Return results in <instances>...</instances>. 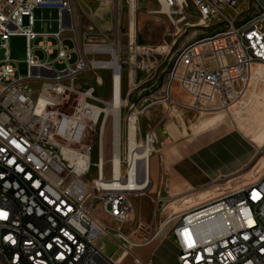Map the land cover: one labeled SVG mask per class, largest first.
I'll list each match as a JSON object with an SVG mask.
<instances>
[{"label":"built area","instance_id":"obj_1","mask_svg":"<svg viewBox=\"0 0 264 264\" xmlns=\"http://www.w3.org/2000/svg\"><path fill=\"white\" fill-rule=\"evenodd\" d=\"M20 2L24 0H0V106L4 107L0 115V264H122L120 257H131L139 264L134 249L140 243L126 232L133 213L131 198L139 195L143 179V169L127 170L131 118L119 136L120 146L124 140L127 151L121 174L134 171L136 182L132 186L130 182L115 184L114 168L108 178L102 157L95 166L97 178L92 183L85 181L92 168L91 150L83 140L92 123L87 98L93 89L81 86L80 81L88 70H102L105 60L91 62L83 48L81 4L76 0H31L33 10L26 12L24 22L14 24V7ZM254 2L259 9L254 18L239 25L230 21L226 32L182 47L175 55L168 79L177 78L181 93L200 84L216 90L215 100L201 101L199 97L196 106H188L189 111L229 110L240 101L253 68L264 67V0ZM196 5H204L201 17L206 23L220 15L229 20L225 12L236 11L239 0H196ZM36 10L57 13L56 32H36L37 25H44L36 24ZM27 32H36V40L44 41L32 46ZM65 33L74 42L72 50L65 44ZM12 37H23L28 43L25 75L11 59L8 43ZM48 38L57 44H50ZM199 45H207V52H199ZM56 47H64V54H57L53 61L35 55V50H41L51 56ZM232 50H241L237 63L229 62ZM73 53L90 61V69L71 64ZM218 57H227L223 71L200 69V60ZM173 89L168 88V93ZM66 98H74L75 109L64 110ZM43 99L59 100L58 114L43 112ZM174 118L183 120L182 115ZM134 131L138 142L137 125ZM158 144L153 129L137 149L151 146L152 157ZM256 159L264 160V146L256 149L254 162ZM109 189L123 193L124 208H114ZM163 203L158 199V204ZM97 207L109 223L95 215ZM168 238L178 250L179 264H264V174L246 187L184 213ZM105 241L113 245L112 254Z\"/></svg>","mask_w":264,"mask_h":264},{"label":"rangeland","instance_id":"obj_2","mask_svg":"<svg viewBox=\"0 0 264 264\" xmlns=\"http://www.w3.org/2000/svg\"><path fill=\"white\" fill-rule=\"evenodd\" d=\"M76 2L81 4L83 48L87 50L112 49L116 52L121 64L122 102L124 103L120 110L121 130L124 133L129 118L133 117L137 121L138 144L143 142L147 132L156 129L158 133L159 144L152 157V147H148L150 149L149 165L153 158L158 156V151L164 147L165 142L162 140V135L166 122L175 119L173 117H180L183 109L188 110V106H196V99L199 97L201 101H213L216 98V90H208V84H200V87H196L195 90H185L182 96L177 91L168 93V88L177 86V78L168 79V74L175 55H178V50L191 43L226 32L230 27V21L239 25L251 20L259 12L254 0H239V7L236 11L225 12L226 16L230 17L229 20L220 15L211 17V21L202 23L203 17L192 3H189L187 7L181 5L182 8L178 4L179 7L166 12L157 0H76ZM34 14L36 24H44L42 30L38 25L36 31L49 32V25L56 29L58 24L56 12L36 10ZM40 19H45L47 22L43 23L44 21ZM262 28L264 30V23ZM40 40L42 39L38 38L32 42V46H37ZM53 42L56 41L53 40ZM65 43L71 50L75 46L71 39L65 40ZM8 48L11 59L18 62L15 66L19 68L22 75H25L24 60L27 51L25 38H10ZM92 50L88 55L91 62L93 60L110 62L113 59L110 53L107 56H101ZM58 52L47 57L41 50H35V55L39 60L53 61ZM77 56L73 53L70 63H76V67L80 68V57ZM219 58L218 62L216 58L215 60L211 58V71L208 73L223 71V67L227 65V57ZM239 60H241V50H232L229 62L237 63ZM55 67L60 69L58 65ZM200 69L205 70L202 68V63H200ZM112 75L113 72L106 69L88 70L80 81L81 86L86 84L88 90L93 89L92 96L87 98V104L97 108H106V103L112 98ZM172 95L176 101L183 99L184 107H175ZM187 95L188 97L185 98ZM44 100L52 108L59 109V100ZM74 107L75 100L72 98L69 104L64 105V110L74 109ZM175 108H180V112L174 114ZM188 117L193 124L204 122L194 127L195 133L220 123H225L226 127L223 131L239 130L251 142L255 153L257 148L264 146V67L255 66L253 68L251 79L240 101L229 110L206 114L190 112ZM206 119L207 122H205ZM115 125V117L108 114L105 119L104 117L100 119L95 129L90 127L86 132L83 143L90 147L92 164L91 172L85 179L87 183H92L97 178L95 166L101 157L105 163L107 177H110L111 167H113ZM120 154H122L121 160H124L127 155L124 140L120 146ZM263 168L264 160L257 161L256 159L244 171L245 181L243 183L256 182ZM123 175L126 176V174ZM221 189V192L226 194L230 188L227 189L224 186ZM108 198L112 197L108 195ZM118 198L119 201H124L123 194ZM131 203L133 213L127 223L126 232L127 235H132L133 242L138 243L148 239L159 230H162L161 236L163 237L169 234L179 221L174 220L166 224V220L176 215V210L164 211L162 205L158 204V196L152 185L144 193L134 195ZM95 215L100 220L109 223L101 207L96 208ZM105 243L109 253L112 254L115 251L113 245L108 241ZM116 255L120 256V253L117 252Z\"/></svg>","mask_w":264,"mask_h":264},{"label":"crops","instance_id":"obj_3","mask_svg":"<svg viewBox=\"0 0 264 264\" xmlns=\"http://www.w3.org/2000/svg\"><path fill=\"white\" fill-rule=\"evenodd\" d=\"M40 20H43V23L47 22L45 19ZM43 26L39 25V29L42 30ZM48 27L49 32H36L57 31V27L56 29L51 25ZM41 39L38 44L44 41L43 38ZM64 39H70V34L65 33ZM53 40L55 39L48 38L46 41L56 45L57 41L53 42ZM60 48L56 47L53 54ZM199 52H207V45H199ZM216 61H220V58H216ZM200 63L202 68L211 71V58H204L200 60ZM175 91L182 96L177 86L172 92ZM172 98L174 106L184 107L183 99L179 98L181 101H176L173 95ZM190 112L192 111L183 109L182 121L175 118L166 122L162 135L164 147L150 162L151 184L158 199L162 198L164 202L162 204L164 211L176 210V215L169 219L179 220L184 213L207 205L250 184L243 183L244 171L254 162L255 153L247 137L239 130L223 131L226 127L225 123L195 133L194 127L204 122L193 124L188 117ZM207 121L206 119L205 122ZM263 174L264 168L261 170L260 177ZM224 186L227 189L230 188L226 194L221 192V187ZM161 232L140 241V245L134 249L139 264H179L176 246L168 238L169 234L162 237ZM120 260L122 264H136L131 257H120Z\"/></svg>","mask_w":264,"mask_h":264},{"label":"bare ground","instance_id":"obj_4","mask_svg":"<svg viewBox=\"0 0 264 264\" xmlns=\"http://www.w3.org/2000/svg\"><path fill=\"white\" fill-rule=\"evenodd\" d=\"M160 5H163V9L167 11H171L174 7H181V5H187L189 3H192L194 5V2L196 0H157ZM134 2V1H133ZM162 3V4H161ZM179 4V5H178ZM200 15H204V5H196L195 6ZM182 8V7H181ZM29 10H33V2L31 0H24V2H20L19 6L14 7V13H13V23L14 24H21L23 22V17L26 15V12ZM163 11V12H165ZM202 23L203 19H202ZM36 40V32H27V42H34ZM92 50V49H91ZM91 50H88V52H91ZM93 52H107L110 53L111 56H113L112 61L103 63V66H101L100 69L102 70H110L113 72L112 75V83H113V89H112V98L110 102L106 103V108H97L94 106L88 107L89 109V116L92 119V123L89 124L90 127L96 128L97 124L99 123L100 119L104 117V119L107 117L108 114L112 115L116 119V125L114 128V142H113V161L112 166L114 168L115 173V184H122V183H129L130 185L133 182H136V173L134 171H127L126 176L121 174V157L120 154V143H119V136L121 134V124H120V110L123 107L124 103L122 102V73H121V64L119 62V59L117 57V54L115 51L111 50H105V49H93ZM28 52V43H27V51ZM58 54H64V47H61L59 49ZM2 57V58H1ZM81 67L80 69H90V61H87L85 57H80ZM0 65H3V53L0 52ZM185 96V98H187ZM72 98H66L64 101V105L69 104L70 100ZM177 107V106H175ZM75 109V107H74ZM42 111L46 114H58V109L52 108L51 105L45 101L42 100ZM109 111V112H108ZM180 112V108H175L173 111L174 114H177ZM4 114V107L0 106V115ZM75 126L78 125V123H75V121H72ZM130 152L128 155V167L127 170H134L141 168L143 169V179L142 182L139 184L138 190L139 194L144 193L147 189H149L151 184L150 179V165L148 160V155L150 152V149L147 146L143 150L139 151L137 149V137L136 132L134 129H136V121L135 118L132 117L130 120ZM86 135V133H85ZM103 161V168H104V160ZM81 165V164H80ZM263 165V164H262ZM120 174V176H118ZM132 186V185H131ZM123 193H116V189H109L108 195L112 198H114V206L116 208H124V201H119L120 199L118 196L122 195Z\"/></svg>","mask_w":264,"mask_h":264}]
</instances>
